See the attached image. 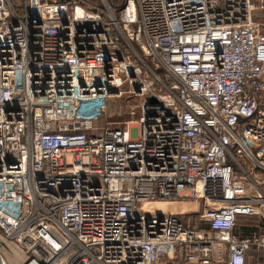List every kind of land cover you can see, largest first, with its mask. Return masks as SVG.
<instances>
[{
  "label": "built area",
  "instance_id": "built-area-1",
  "mask_svg": "<svg viewBox=\"0 0 264 264\" xmlns=\"http://www.w3.org/2000/svg\"><path fill=\"white\" fill-rule=\"evenodd\" d=\"M130 119L98 127L112 100ZM204 201L183 212L143 209ZM264 0H0V264H264Z\"/></svg>",
  "mask_w": 264,
  "mask_h": 264
},
{
  "label": "rangeland",
  "instance_id": "rangeland-1",
  "mask_svg": "<svg viewBox=\"0 0 264 264\" xmlns=\"http://www.w3.org/2000/svg\"><path fill=\"white\" fill-rule=\"evenodd\" d=\"M132 99H128L125 95L120 99L112 100L109 104V110L106 115L102 116L96 125L98 127L117 126L121 122H125L130 119V110L134 107ZM168 211L183 212L184 219L189 220L193 226H198L196 215L200 214L204 209V201L200 199H179L176 201H170ZM199 226H204L200 224ZM237 233L241 235L260 234L264 235V220L259 216H246L240 217L237 221ZM243 233V234H242Z\"/></svg>",
  "mask_w": 264,
  "mask_h": 264
},
{
  "label": "bare ground",
  "instance_id": "bare-ground-1",
  "mask_svg": "<svg viewBox=\"0 0 264 264\" xmlns=\"http://www.w3.org/2000/svg\"><path fill=\"white\" fill-rule=\"evenodd\" d=\"M168 203H170V202L157 201V202H153V203H146V204H144L143 209H146L149 211V209L155 208L159 212H165V211H168L167 207L170 205Z\"/></svg>",
  "mask_w": 264,
  "mask_h": 264
},
{
  "label": "crops",
  "instance_id": "crops-1",
  "mask_svg": "<svg viewBox=\"0 0 264 264\" xmlns=\"http://www.w3.org/2000/svg\"><path fill=\"white\" fill-rule=\"evenodd\" d=\"M169 207V206H168ZM168 207H167V209H168ZM243 234V233H242ZM258 262H259V258L257 257V258H255L254 260H253V264H258Z\"/></svg>",
  "mask_w": 264,
  "mask_h": 264
},
{
  "label": "trees",
  "instance_id": "trees-1",
  "mask_svg": "<svg viewBox=\"0 0 264 264\" xmlns=\"http://www.w3.org/2000/svg\"><path fill=\"white\" fill-rule=\"evenodd\" d=\"M237 230L239 231L238 227H236V231H237Z\"/></svg>",
  "mask_w": 264,
  "mask_h": 264
}]
</instances>
